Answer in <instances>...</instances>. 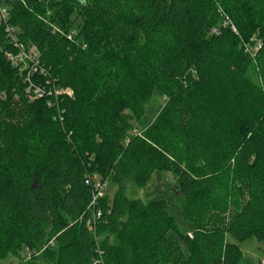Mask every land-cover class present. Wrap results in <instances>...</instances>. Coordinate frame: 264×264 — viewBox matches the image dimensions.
<instances>
[{
    "label": "trees",
    "instance_id": "1",
    "mask_svg": "<svg viewBox=\"0 0 264 264\" xmlns=\"http://www.w3.org/2000/svg\"><path fill=\"white\" fill-rule=\"evenodd\" d=\"M2 5L0 260L54 235L39 264H237L239 242H264V0ZM6 26L38 51L46 75L33 80L71 96L29 97ZM156 94L155 120L136 129ZM158 170L184 229L165 200L123 196L127 173L142 188ZM92 173L120 186L95 207Z\"/></svg>",
    "mask_w": 264,
    "mask_h": 264
},
{
    "label": "rangeland",
    "instance_id": "2",
    "mask_svg": "<svg viewBox=\"0 0 264 264\" xmlns=\"http://www.w3.org/2000/svg\"><path fill=\"white\" fill-rule=\"evenodd\" d=\"M0 7L4 8L2 5V0H0ZM222 17L224 19L225 16L222 15ZM78 22L79 20L76 19V23ZM163 104L164 97L157 94L153 95L144 104V117H142L141 120L147 121L144 125L137 124L136 129L144 131L147 128L145 127L146 123L147 126H149L152 121L155 120L154 113ZM175 184L176 182L171 172L158 170L153 173L152 179L149 181V183L145 187L141 188L134 183L133 175L131 173H127L122 179L121 187L119 184L107 181L105 194L109 200H111L114 198L116 191L120 187L122 189L123 196L127 199H138L143 202L155 199H163L168 206L169 213L174 217L178 226L181 229H184L179 199L175 191ZM55 237L56 235L52 236L49 241H45L41 250L38 252L24 249L20 253V256H8L5 259L0 260V264H39V262L42 260L40 253L46 248L50 241H54ZM238 244L240 257L237 264H264V242L258 241L255 237H250L239 242Z\"/></svg>",
    "mask_w": 264,
    "mask_h": 264
},
{
    "label": "built area",
    "instance_id": "3",
    "mask_svg": "<svg viewBox=\"0 0 264 264\" xmlns=\"http://www.w3.org/2000/svg\"><path fill=\"white\" fill-rule=\"evenodd\" d=\"M7 19V12L5 8L0 7V20L6 21ZM230 25L231 28L234 30L233 25L230 23L228 17H224L223 21L221 22V27ZM7 34L11 37L12 41L14 42V45L17 46L19 49L17 54H12V53H7V58L9 60H12L14 63L18 60L21 62V69L25 70V77L24 81L28 85V90L31 92V95L29 96L30 98H43L44 95L46 94V91L48 94L52 90V94L55 96H71L72 95V90L69 88H64V87H54L50 88L51 83L49 79H45L44 83L45 84H39L35 82L33 79L35 77L43 76L45 77V68L43 65L40 64L39 62V54L36 48L32 47L29 48L28 50L23 49V47L16 42V36L14 34V29L10 26H6L5 28ZM219 32V27H213L211 29V33L217 34ZM72 33L68 34V38H71ZM48 89V90H46ZM51 94V93H50ZM48 105H51V102H48ZM85 183L91 188V194H92V201H91V206L95 207L98 203V201L105 196V191L107 188V180L101 178L99 175L96 173L88 174L85 177ZM94 211V210H93ZM92 221L88 222V226L90 228H93L94 223L96 218L100 215V211L97 210L92 213ZM48 245L52 246L53 241H50ZM27 248H25L26 250ZM28 250V249H27Z\"/></svg>",
    "mask_w": 264,
    "mask_h": 264
}]
</instances>
